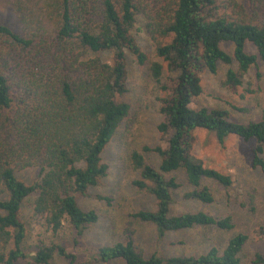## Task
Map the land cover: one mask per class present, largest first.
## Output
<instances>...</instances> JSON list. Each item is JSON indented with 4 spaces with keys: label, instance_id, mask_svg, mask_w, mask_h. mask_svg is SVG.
<instances>
[{
    "label": "trees",
    "instance_id": "16d2710c",
    "mask_svg": "<svg viewBox=\"0 0 264 264\" xmlns=\"http://www.w3.org/2000/svg\"><path fill=\"white\" fill-rule=\"evenodd\" d=\"M139 17L164 64L152 60L148 67L161 93L159 143L142 148L159 156V166L141 151L130 153L138 171L133 184L153 195L155 208L134 216L154 226L157 242L197 226L234 228L231 215L202 210L172 215L179 182L165 175L183 171L190 186L184 197L203 204L214 201L203 180L232 184L229 174L195 157L198 129L220 144L229 135L253 140L252 165L264 174V108L258 119L243 123L224 109L192 106L202 93V72L215 74L220 63L228 65L223 85L236 92L247 71L264 62V0H0V264H53L55 256L69 264L240 263L244 232L222 250L212 246L198 255L165 256L155 248L145 256L132 237L96 251L82 243L98 214L79 201L107 175L102 152L129 112L124 100L129 56L138 65L149 62L132 32ZM223 42L232 43V55L221 48ZM247 44L256 52L249 53ZM29 168L36 175L26 183L17 172ZM24 203L53 236L66 223L71 240H40L26 248ZM254 262L264 264L260 252Z\"/></svg>",
    "mask_w": 264,
    "mask_h": 264
},
{
    "label": "rangeland",
    "instance_id": "374dc122",
    "mask_svg": "<svg viewBox=\"0 0 264 264\" xmlns=\"http://www.w3.org/2000/svg\"><path fill=\"white\" fill-rule=\"evenodd\" d=\"M145 22L138 18L133 34L138 44L148 57V63L138 65L129 56L128 59V92L124 100L130 105L128 115L116 128L112 138L102 152V160L108 165L107 175L101 179L99 185L90 187L91 196L81 198L80 206L94 209L98 214L95 223L89 224L81 238L85 247L95 248L117 241L133 239L136 248L148 256L155 248L165 256L198 255L210 247L222 250L227 241L236 233L247 234V241L240 253L239 264H256L255 253L260 252L264 257V174L260 167L252 165V148L254 141H243L236 135H229L220 144L215 136L205 130L195 132L196 142L193 153L205 165L229 174L232 184L223 187L218 183L205 179L213 195L211 204H203L197 200L184 197L190 189L183 171L166 174L174 175L178 182L172 192L173 202L170 207L172 215L205 211L213 216L231 215L235 226L231 230H220L214 226L194 227L166 234L163 240L155 241V229L150 222L141 221L134 216L139 209H154L153 195L139 190L133 180L138 177V171L130 164V153L141 151L148 163L158 168L159 156L152 151H143V146L153 147L159 143L157 124L161 120L159 112V85L149 74V63L152 60L161 61L155 54L152 40L146 33ZM221 48L232 55L231 42L221 43ZM249 53L256 50L251 44L246 45ZM223 63L218 65L215 74L204 71L200 74L202 93L193 100L192 106L220 108L229 113L230 119L246 123L259 118L264 108V62L259 61L252 66L242 78V85L236 92L228 91L224 85L226 69ZM231 67H236L235 61ZM264 158V153H263ZM20 179L31 183L36 175V169L29 168L17 172ZM99 194L109 198V201L98 199ZM21 217L27 227V237L24 246L34 249L40 240L48 243L51 240H71L68 226L53 236L43 225V220L35 216L24 203ZM53 264H69L66 260L55 256ZM94 264H124L123 261Z\"/></svg>",
    "mask_w": 264,
    "mask_h": 264
}]
</instances>
